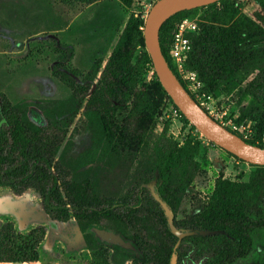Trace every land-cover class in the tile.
Listing matches in <instances>:
<instances>
[{
  "label": "rangeland",
  "instance_id": "374dc122",
  "mask_svg": "<svg viewBox=\"0 0 264 264\" xmlns=\"http://www.w3.org/2000/svg\"><path fill=\"white\" fill-rule=\"evenodd\" d=\"M156 1L134 0L127 7L120 0H0V93L26 103L28 116L36 124L45 126L52 119L66 127L60 154L88 171L108 201L126 197L134 182L152 189L151 165L164 155L180 161L179 171L186 165L194 175L177 207V219L184 220L203 209L219 178L248 182L258 167L211 142L184 115L179 116L172 100L155 93L151 83L158 78L141 45L132 60L131 90L120 119L158 104L146 143L134 152H113L87 103L125 21L134 17L145 22ZM233 1L240 14L264 22L260 0ZM204 16V9H199L182 18L194 20L197 31L187 35L191 41L187 66L181 69L172 62L214 118L244 139L264 143L259 141L264 125L254 114L256 105L264 107V56L233 76V82L206 84L190 64L193 38L205 23ZM180 21L172 31L171 44ZM87 87L90 92L85 94ZM250 213L253 220L264 219V195L259 202L251 201ZM0 221L12 222L21 233L45 228L39 259L32 264H141L109 245L87 248L74 218L52 225L33 189L18 195L0 183ZM101 236L120 242L109 232ZM253 240L252 251L232 264H264V223L255 228ZM193 248L184 264H215L213 247Z\"/></svg>",
  "mask_w": 264,
  "mask_h": 264
},
{
  "label": "trees",
  "instance_id": "16d2710c",
  "mask_svg": "<svg viewBox=\"0 0 264 264\" xmlns=\"http://www.w3.org/2000/svg\"><path fill=\"white\" fill-rule=\"evenodd\" d=\"M120 1L127 7L134 2ZM260 1L264 18V0ZM199 9H204L205 23L193 38L190 64L206 84L233 82V76L264 56V22L240 14L233 0L178 12L162 25L159 43L188 91L171 60L170 44L175 24ZM143 26L144 21L134 17L125 21L99 85L84 91L90 92V111L115 153L134 152L146 143L158 105L120 119L131 90L132 60L138 46H143L146 59L152 62L145 49ZM151 85L158 96L172 100L159 80ZM254 114L263 126L264 107L256 105ZM66 133V127L52 119L45 126L36 124L28 116L26 103L0 93V183L18 195L29 189L37 191L52 225L74 218L87 248L109 245L141 264H184L191 247L199 244L213 247L215 264H232L252 251L254 230L264 219L253 220L251 201L259 202L264 195V166L255 165L258 171L248 182L219 178L203 209L181 220L176 217L177 207L193 170L190 173L183 165L179 171L180 161L164 155L151 165L152 189L134 182L126 197L108 201L88 171L63 159L60 150ZM245 140L264 147V143ZM103 232L117 235L120 242L102 237ZM44 234V227L21 233L12 222L0 221V263H34Z\"/></svg>",
  "mask_w": 264,
  "mask_h": 264
},
{
  "label": "water",
  "instance_id": "95a60500",
  "mask_svg": "<svg viewBox=\"0 0 264 264\" xmlns=\"http://www.w3.org/2000/svg\"><path fill=\"white\" fill-rule=\"evenodd\" d=\"M217 1L219 0H157L144 22L145 47L161 85L193 126L211 142L239 159L264 166V147L247 142L209 115L172 71L160 47V29L172 15L184 10L207 6ZM110 240L119 242L115 239Z\"/></svg>",
  "mask_w": 264,
  "mask_h": 264
},
{
  "label": "built area",
  "instance_id": "2783aa9c",
  "mask_svg": "<svg viewBox=\"0 0 264 264\" xmlns=\"http://www.w3.org/2000/svg\"><path fill=\"white\" fill-rule=\"evenodd\" d=\"M196 31H197V23L192 19L186 18V19H183L180 21V23L177 26V29L174 32L173 42L170 46V55H171L172 61L175 63V65L178 68L182 69L183 67L187 66L188 57H189V54L191 51V41L187 37V35L195 34ZM190 94L193 96V94L191 92H190ZM195 100L197 101L196 98H195ZM198 103L203 107L202 103H200V102H198ZM205 111L209 115H211L206 109H205ZM178 114H179V116H183V114L181 113V111L179 109H178ZM214 119H216V118H214ZM243 138H245V137H243ZM259 141L264 142V131H263L262 136H261Z\"/></svg>",
  "mask_w": 264,
  "mask_h": 264
}]
</instances>
